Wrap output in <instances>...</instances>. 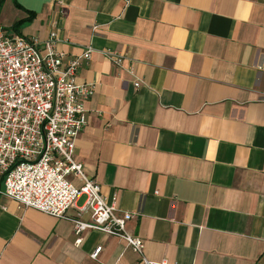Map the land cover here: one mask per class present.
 <instances>
[{
  "label": "crops",
  "instance_id": "1",
  "mask_svg": "<svg viewBox=\"0 0 264 264\" xmlns=\"http://www.w3.org/2000/svg\"><path fill=\"white\" fill-rule=\"evenodd\" d=\"M0 26L58 30L64 63L93 47L75 156L145 242L77 244L71 220L0 195V264H264V0H0Z\"/></svg>",
  "mask_w": 264,
  "mask_h": 264
},
{
  "label": "built area",
  "instance_id": "2",
  "mask_svg": "<svg viewBox=\"0 0 264 264\" xmlns=\"http://www.w3.org/2000/svg\"><path fill=\"white\" fill-rule=\"evenodd\" d=\"M60 40L56 29L40 41L9 34L0 26V195L71 220L77 244L85 231L98 230L142 253L144 239L128 230L134 213L121 210L115 197L109 200L75 156L78 136L88 125L86 101L96 88L79 82L77 71L94 49L90 45L64 63L65 54L57 48ZM102 52L122 65L124 57L117 51ZM72 207L75 217L68 215ZM101 250L96 247L91 257L97 259ZM143 263L157 264L146 258Z\"/></svg>",
  "mask_w": 264,
  "mask_h": 264
}]
</instances>
